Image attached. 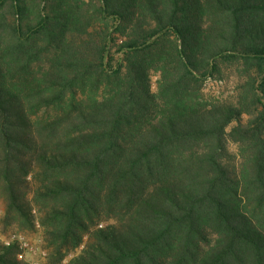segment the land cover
<instances>
[{
	"label": "trees",
	"instance_id": "obj_1",
	"mask_svg": "<svg viewBox=\"0 0 264 264\" xmlns=\"http://www.w3.org/2000/svg\"><path fill=\"white\" fill-rule=\"evenodd\" d=\"M0 199L46 264H264V0H0Z\"/></svg>",
	"mask_w": 264,
	"mask_h": 264
},
{
	"label": "rangeland",
	"instance_id": "obj_2",
	"mask_svg": "<svg viewBox=\"0 0 264 264\" xmlns=\"http://www.w3.org/2000/svg\"><path fill=\"white\" fill-rule=\"evenodd\" d=\"M226 81V87L224 90L232 89L233 85H235L237 78L235 75L231 72H227L226 76L224 77ZM153 86H154V80L153 77ZM221 83H217L214 81H208L205 83L203 89L205 92H210L215 89H222L224 88L223 85L220 86ZM231 151L235 150V147L233 145H230ZM3 215V201L0 199V242L4 244L5 241L9 240V237L13 233H18L23 236L25 241L28 243L29 247L22 249L18 246V251L16 254V258L19 260H22L26 264H46L47 259V248L45 246V242L43 240V232L41 227L39 226L37 220H35L34 228L32 230H21L18 229L15 225L8 226L7 228L3 229L2 227V218ZM78 252V249L76 250ZM76 251L70 252L63 260V262H66L68 258H70L72 255L76 253ZM22 252V257L18 256V253Z\"/></svg>",
	"mask_w": 264,
	"mask_h": 264
},
{
	"label": "built area",
	"instance_id": "obj_3",
	"mask_svg": "<svg viewBox=\"0 0 264 264\" xmlns=\"http://www.w3.org/2000/svg\"><path fill=\"white\" fill-rule=\"evenodd\" d=\"M208 81H214V82H220V81H215L214 79H211L210 77H208L205 82L207 83ZM10 243H16L20 248L25 249L28 248L29 245L28 243L25 241V239L23 238L22 235L18 234V233H13L10 237L9 240L5 241L4 244H10ZM19 257H22V252L18 253Z\"/></svg>",
	"mask_w": 264,
	"mask_h": 264
}]
</instances>
